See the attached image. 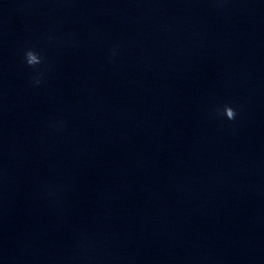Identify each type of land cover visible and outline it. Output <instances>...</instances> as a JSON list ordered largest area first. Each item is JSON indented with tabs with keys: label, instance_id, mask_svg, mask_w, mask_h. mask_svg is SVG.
I'll return each mask as SVG.
<instances>
[{
	"label": "clouds",
	"instance_id": "obj_1",
	"mask_svg": "<svg viewBox=\"0 0 264 264\" xmlns=\"http://www.w3.org/2000/svg\"><path fill=\"white\" fill-rule=\"evenodd\" d=\"M25 60H26L27 65L30 66V67H34V66H36V65L41 63V57L38 56L32 50H28V51L25 52ZM35 82L39 83V78L38 77L35 79ZM224 115H226V117L229 120H232V119L235 118L236 112H235V110L232 107L225 106L224 107Z\"/></svg>",
	"mask_w": 264,
	"mask_h": 264
}]
</instances>
